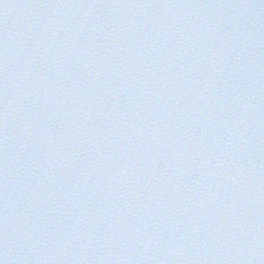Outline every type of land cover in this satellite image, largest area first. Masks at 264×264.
Returning <instances> with one entry per match:
<instances>
[{
    "label": "water",
    "instance_id": "1",
    "mask_svg": "<svg viewBox=\"0 0 264 264\" xmlns=\"http://www.w3.org/2000/svg\"><path fill=\"white\" fill-rule=\"evenodd\" d=\"M0 264H240L87 0H0Z\"/></svg>",
    "mask_w": 264,
    "mask_h": 264
}]
</instances>
